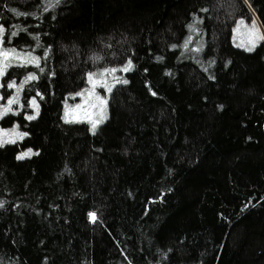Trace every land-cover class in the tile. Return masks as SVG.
Instances as JSON below:
<instances>
[{
    "label": "trees",
    "instance_id": "trees-1",
    "mask_svg": "<svg viewBox=\"0 0 264 264\" xmlns=\"http://www.w3.org/2000/svg\"><path fill=\"white\" fill-rule=\"evenodd\" d=\"M241 18L264 31V0H0L2 47L39 58L0 87L37 77L0 118L27 133L0 147V264H264V42L234 44ZM129 61L95 131L65 122Z\"/></svg>",
    "mask_w": 264,
    "mask_h": 264
},
{
    "label": "rangeland",
    "instance_id": "rangeland-1",
    "mask_svg": "<svg viewBox=\"0 0 264 264\" xmlns=\"http://www.w3.org/2000/svg\"><path fill=\"white\" fill-rule=\"evenodd\" d=\"M243 21L241 24L240 22ZM253 21H255L257 28L259 29V32L257 35L264 36V31L259 24L257 18H252V20H246V19H239L236 23V25L233 27L232 30V40L234 44L236 45H242L241 47H250L251 44L249 43L250 40L255 42V46L259 45L262 41L264 42V39H255L254 34L250 31L252 28ZM235 30V31H234ZM5 49V48H4ZM12 58H9L8 63L12 62ZM126 65L123 66H116V67H110V68H103L101 70L95 71L97 75L94 77L95 81H100L99 84L94 89V95L89 96V91L93 89V85L87 80V85L84 86L81 90H78L72 94H69L66 99L63 102V110H62V117L66 121H85L89 124V127L92 129V122L99 121L102 116H105L107 118L108 115V97H109V91H107V88L110 87L111 89L113 86L122 81L127 77L128 71H122ZM105 69H116L114 73H106L103 77H100L98 74L103 72ZM22 71L16 70L12 75H22ZM2 83V77H0V85ZM89 90V91H86ZM78 93H83V95H77ZM96 95H99L100 97H103L106 99L107 103L105 106H103L104 110L102 111V106L99 105V101L96 100ZM0 97L1 94H0ZM10 99L9 97H5L3 99H0V109L7 106V102ZM35 100L36 104L39 105L38 101L35 97H31L28 99V105L31 107L32 112L30 115H36V110L31 105V101ZM97 105L96 107H92L91 105ZM77 105H80L81 107H77ZM40 106V105H39ZM11 108L13 110V104L11 105ZM67 111V116L65 115ZM105 118V119H106ZM103 119V121L105 120ZM102 121V122H103ZM9 124V126L5 127L0 124V130H3L4 132H11L13 128H16L17 132L25 133L24 130L20 129L15 124ZM101 123V122H100ZM99 124V123H98ZM9 138V137H6ZM10 138H15L14 136ZM21 140V139H18ZM28 150H23L22 152H26ZM21 152V153H22ZM20 153V154H21Z\"/></svg>",
    "mask_w": 264,
    "mask_h": 264
},
{
    "label": "snow or ice",
    "instance_id": "snow-or-ice-1",
    "mask_svg": "<svg viewBox=\"0 0 264 264\" xmlns=\"http://www.w3.org/2000/svg\"><path fill=\"white\" fill-rule=\"evenodd\" d=\"M55 2L58 3L59 0H55ZM52 6H54V4H51L50 3L49 4V7H52ZM10 11L14 12L16 15H24V13L16 12L15 9H10ZM240 23L242 24L243 21H241ZM189 28L192 29V30H194L193 25H189ZM20 30L23 31L24 29H20ZM250 31L254 34L255 39H264V36L257 35L258 32H259V29L257 28L255 21H253L252 28H251ZM4 34H5V29L2 26H0V77H3L5 75L7 69L12 66L10 63H8L9 58L17 59V60H22V62L17 65V66H20V67L26 66L27 63H34V64H36L37 67L39 66V58H37V57H31L30 56V53L27 56H22L21 53H18L15 49H4L2 47V45L4 43V39H3L4 38ZM16 35H17V32L16 31H13L11 33V36H13V37H15ZM36 39H38V37H36ZM190 40H191V37H189L185 41V43L183 45L185 48H187L188 43L190 42ZM249 43L251 44V46L250 47H247L246 50L247 51H252L253 48L255 47V42L252 41V40H250ZM237 46L239 47V46H242V45H237ZM173 47H175V45H173ZM29 57H30V59H29ZM131 67H132L131 61H129L128 65H126L121 70L122 71H128V70L131 69ZM40 70L43 71L42 68ZM115 71H116V69H105L103 72L99 73L98 75L100 77H103L106 73H109L110 74V73H114ZM96 75H97L96 73H89L88 80L93 85V89L92 90H90V91L89 90H86V91H89V96L94 95V89L97 86V84L100 83V81H95L94 80V77ZM35 79H37V77L34 74H29L25 78V80L20 84V86L17 87V94H16V96L14 98H12V99H9L8 102H7V106H5L2 109H0V118H3L6 114L12 112L11 105L12 104H15V103H18L20 90L29 81L35 80ZM120 82L127 83L126 80H123V81H120ZM0 87H2V85H0ZM8 87L9 88L16 87V82L13 81L12 83L8 84ZM107 91L110 92L111 91V88L108 87L107 88ZM37 95H39V93ZM77 95H81L82 96L83 93H78ZM42 98L43 97H41V99ZM95 98H96L97 101H99V105L102 106L101 110L103 111L104 110L103 106H105L106 103H107L106 99H104L103 97H100L99 95H96ZM0 99H3V97H0ZM31 105L36 110V115L26 116L25 118L27 120H34L39 115V105L36 104V101L35 100L31 101ZM91 106L92 107H96L97 105L93 104ZM77 107L79 108L81 106L80 105H77ZM13 114H17V113H13ZM65 115L67 116V111H66ZM105 118H106L105 116H102L99 121L92 122V129H93V131H95V129L97 127V124L100 123V122H102L103 119H105ZM65 122H71V121L66 120ZM26 135H27V133L17 132L16 128H13L11 130V132H4L3 130H0V147H3L5 144H14V143H16V141L18 139H23ZM12 136H14L15 138L14 139L13 138H10ZM6 137H9V138H6ZM33 155H38V153H34L31 149H29L28 151L22 152L21 154L17 155L16 159L17 160H23L26 157H31ZM0 206H2V203H0ZM88 215H89L90 221L94 222L95 219H96V214L90 212Z\"/></svg>",
    "mask_w": 264,
    "mask_h": 264
}]
</instances>
